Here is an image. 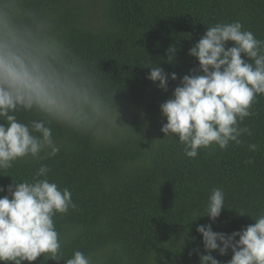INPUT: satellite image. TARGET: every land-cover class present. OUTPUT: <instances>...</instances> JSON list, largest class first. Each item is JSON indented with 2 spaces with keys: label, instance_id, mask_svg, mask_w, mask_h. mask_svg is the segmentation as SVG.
I'll use <instances>...</instances> for the list:
<instances>
[{
  "label": "trees",
  "instance_id": "obj_1",
  "mask_svg": "<svg viewBox=\"0 0 264 264\" xmlns=\"http://www.w3.org/2000/svg\"><path fill=\"white\" fill-rule=\"evenodd\" d=\"M23 6L51 21L101 91L113 97L117 124L128 126L92 135L53 124L57 156L29 157L0 170V196L13 181L31 180L41 165L51 169V181L70 190L76 208L55 218L65 260L80 250L94 264H200L207 253L198 226L211 224L214 232L230 235L255 223L264 212V94L242 125L252 136L227 150L202 149L196 158L164 136L161 105L183 76L199 72L189 51L207 26L239 21L264 41V0H23ZM170 46L176 48L174 64L168 63ZM150 64L168 74L167 91L148 79ZM18 115L26 123L41 118ZM213 188L223 189L226 206L214 223L199 217ZM212 255L228 264L233 253ZM32 264L64 261L42 255Z\"/></svg>",
  "mask_w": 264,
  "mask_h": 264
},
{
  "label": "clouds",
  "instance_id": "obj_2",
  "mask_svg": "<svg viewBox=\"0 0 264 264\" xmlns=\"http://www.w3.org/2000/svg\"><path fill=\"white\" fill-rule=\"evenodd\" d=\"M229 42L234 46L227 47ZM175 53L170 46L168 63H175ZM189 55L198 60L200 70L183 76L173 98L161 105L167 120L161 131L182 144L189 158L202 149L241 145L244 135L253 134L242 125L254 115L252 107L264 94V41L239 21L216 23L207 26ZM146 68L151 69L148 79L167 91L169 77L163 68L154 64ZM177 79L172 73L171 80ZM113 104V97L109 100L101 91L47 17L26 10L23 0H0V170L29 157L57 156L60 147L53 139V124L92 135L127 126L117 124L120 113ZM20 113L41 118L26 123ZM257 147L248 146L252 152ZM50 171L41 165L31 180L13 181L8 195L0 196V264H32L42 255L44 261L94 264L80 250L63 257L65 242L55 218L67 215L76 204L68 188L49 179ZM225 207L223 189L213 188L199 217L214 223ZM253 219V225L230 235L214 232L211 224L198 226L207 253L200 255V264H220L212 253L225 256L229 249L233 255L228 264H264V212Z\"/></svg>",
  "mask_w": 264,
  "mask_h": 264
}]
</instances>
